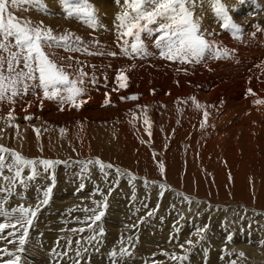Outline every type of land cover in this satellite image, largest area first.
Masks as SVG:
<instances>
[{
    "label": "rangeland",
    "instance_id": "1",
    "mask_svg": "<svg viewBox=\"0 0 264 264\" xmlns=\"http://www.w3.org/2000/svg\"><path fill=\"white\" fill-rule=\"evenodd\" d=\"M232 1L222 3L234 22L244 21L240 14L248 20L239 23L243 28L238 33L223 28L210 5L192 6L201 33L213 47L222 44L215 39L227 36L236 44L231 54L211 48L199 62L162 57L155 43L160 35L156 25L141 34L143 54L125 55L115 19L122 8L115 0H91L101 25L95 29L65 18L59 0H44L47 12L30 4L10 9L21 20L43 21L56 33L82 37L80 51H52L72 58L65 61L73 65L69 71L82 68L88 74L86 95L105 103L108 95L120 91L127 110L110 103L104 108L86 104L84 125L75 109L64 115L68 120L50 110L52 117L43 118L27 110L53 104H47L35 81L11 103L7 98L0 101V145L29 159L60 162L47 173L38 166L41 176L26 189L17 184L8 197L7 210L20 204L34 208L55 177L50 202L34 218L23 252L17 251L20 232L9 236L13 230H5L0 264L13 258L7 252L19 255L20 264H264V103L256 102L264 100V0ZM132 96L138 98L127 99ZM58 104V110L67 105ZM8 105L17 107L11 112L14 119H9L10 110H3ZM144 110L159 117L162 135L157 139L152 121L149 126L144 117L146 127L137 122ZM130 118L143 131L138 129L134 142L125 136V120ZM80 138H86L87 146ZM97 158L113 165L104 170L106 176L94 164ZM4 175L12 174L5 170ZM4 183L0 180V186ZM4 195L0 193V199ZM105 197L104 217L89 228L93 213L85 209L95 208L93 201ZM81 228L85 231H73ZM172 254L187 259L177 262L170 259Z\"/></svg>",
    "mask_w": 264,
    "mask_h": 264
},
{
    "label": "snow or ice",
    "instance_id": "2",
    "mask_svg": "<svg viewBox=\"0 0 264 264\" xmlns=\"http://www.w3.org/2000/svg\"><path fill=\"white\" fill-rule=\"evenodd\" d=\"M239 2L242 4L244 0H239ZM59 3L65 18L77 19L93 29L101 26L99 13L91 0H59ZM115 3L122 8L115 19L118 21L117 28L120 39L125 46L123 49L125 55L144 53L141 34L152 32L154 30L150 27L152 25H156L155 31L160 33L155 40L156 47L161 49L160 54L166 59L199 62L205 53L213 47L212 42L201 33L200 20L195 17L192 10L195 0H191V4L190 0H123L122 4L121 0H115ZM209 3L214 14L222 20L223 28L231 29L234 33L241 30L242 26L234 22L229 15L228 7L222 3V0H209ZM25 4L33 5L38 10L47 12L44 0H0V101L7 98L11 103L13 98L20 95L22 91L28 90L29 81H35V86L43 90L45 98L59 99L61 103H71L73 107L79 108L80 104L76 101L84 93V77L88 74L82 68L69 71L73 65L65 61H70L72 58L59 57L52 50L59 48L67 51H80V46L83 44L82 37L71 32L56 33L50 26H45L43 21L34 24L30 20H21L10 10ZM109 54L115 55V53ZM225 54L227 53L225 52ZM117 79H121V76H118ZM123 86L122 84L121 87ZM137 98L132 96L127 99L135 100ZM256 102L264 103V100ZM80 103H84V101L81 100ZM108 103L109 100L106 99L105 104ZM9 119H14L11 112ZM25 119H32V117H25ZM5 154H8L10 159H6ZM58 163L60 162L48 159H29L13 149L0 145V180L5 182L0 186V193L5 194L4 198L0 199V217H4L6 221L0 222V239H5L3 234L6 229L13 230L8 232L9 236H13L19 231L18 243L20 247L17 249L18 252L24 251L29 228L41 206H46L50 202L55 177H52V186L43 190V198L38 197L39 202L34 208L20 204L7 210L5 205L8 202V197L14 194L17 184L26 189L28 182L35 181L41 176L38 166H42L43 172L47 173ZM88 163H93V161ZM94 164L99 166L105 176L107 173L104 170L113 167L112 164H105L98 158ZM160 167L163 171V165ZM25 169L28 170L26 177ZM5 170L12 175H4ZM84 170H87V166ZM83 187L84 185L81 184L80 189ZM163 187L164 185H161V188ZM23 198L21 197V199ZM93 203L96 205L95 208L85 209V211L93 213L88 218L91 221L88 224L89 228L101 221L108 207L107 197L103 201H93ZM151 214L149 213V215ZM73 231L83 232L85 229H74ZM103 233V228H99V235H103ZM91 239H95V237H91ZM8 243H16V241L9 240ZM185 243L193 245L192 240H187ZM179 247L184 250V244H180ZM0 251H6V249ZM121 253L127 254L124 249L121 250ZM7 255L13 258L4 261V264H20L21 257L19 255L12 252H7ZM111 255L115 258L117 253L113 252ZM240 255L242 256L243 253ZM170 259L181 262L187 259V255L172 254Z\"/></svg>",
    "mask_w": 264,
    "mask_h": 264
},
{
    "label": "bare ground",
    "instance_id": "3",
    "mask_svg": "<svg viewBox=\"0 0 264 264\" xmlns=\"http://www.w3.org/2000/svg\"><path fill=\"white\" fill-rule=\"evenodd\" d=\"M223 1V0H222ZM255 1V0H254ZM256 1H258V0H256ZM195 2H198V3H200V4H207V6H209L210 5V3H209V0H195ZM232 2H236V3H240L239 2V0H233ZM259 2V1H258ZM190 4H191V0H190ZM194 5H195V3H194ZM193 5V6H194ZM248 5H250V4H248ZM205 6V5H204ZM252 7H253V5H251ZM237 7V6H236ZM204 8V7H203ZM205 11V10H204ZM203 11V12H204ZM210 12V11H209ZM203 15V14H202ZM239 17H241L244 21H242V20H236L235 22L236 23H241V22H245V21H248L247 19H246V16H244V15H242V14H240V15H238ZM236 18V17H235ZM263 24V23H262ZM242 26V25H241ZM252 26H253V24L252 23H250L249 24V26H248V30H250V28H252ZM243 28V26L241 27V29ZM215 32H216V30H214ZM227 33V32H226ZM229 34V33H228ZM210 36H212L211 34H209ZM226 35V34H225ZM236 36H238V35H236ZM236 36H233V37H236ZM228 37L229 36H227V37H222L221 39L219 38V39H215V42H217V41H220L222 44L220 45V44H218V43H216V45H217V47H212L213 49V51H215V53H218V52H221V53H227V54H231L233 51H234V49H235V46H236V44H235V46L231 43V41H228ZM240 37V36H239ZM230 40V39H229ZM234 41V40H233ZM244 41V40H243ZM255 41V40H254ZM240 43V42H239ZM103 44V43H102ZM245 45V44H244ZM103 47V46H102ZM243 47V46H242ZM247 48V47H246ZM220 50V51H217V50ZM237 49V48H236ZM241 49V48H240ZM244 50V49H243ZM247 50H249V47H248V49ZM242 51V50H241ZM237 52H235V54H236ZM209 54H211L212 55V52L210 51L209 52ZM232 58H234V57H232ZM230 59V58H229ZM228 62H230V61H228ZM109 63V62H108ZM234 63V62H233ZM228 65V64H227ZM232 65V64H231ZM233 66H235V65H233ZM237 66V65H236ZM238 68V67H237ZM233 70H235V69H233ZM237 72V71H236ZM128 75V74H127ZM155 76V75H154ZM229 78V77H228ZM236 78V77H235ZM148 79V78H147ZM153 79V78H152ZM231 79V78H230ZM229 79V80H230ZM232 79H233V77H232ZM156 80V79H155ZM236 80V79H235ZM153 82V81H152ZM229 82V81H228ZM232 82V81H231ZM230 82V83H231ZM150 83H151V81H150ZM159 84H161V83H159ZM217 85V84H216ZM153 86V85H152ZM159 86V85H158ZM214 86V85H213ZM219 86V85H218ZM247 86V85H246ZM136 87V86H135ZM138 87V86H137ZM243 87V86H242ZM163 88V87H162ZM165 88V87H164ZM192 88V87H191ZM208 88V87H207ZM207 88H205V89H207ZM99 89V88H98ZM112 89V88H111ZM96 90V89H95ZM150 90V89H149ZM192 90V89H191ZM210 90V89H209ZM110 91V90H109ZM142 91V90H141ZM241 91V90H240ZM175 93V92H174ZM110 94V93H109ZM212 94V93H211ZM241 94V93H240ZM100 95V94H99ZM165 95V94H164ZM109 97H108V100H109V103L112 105V107H114V108H116L117 106H119V107H121V105H123L124 103V100L122 99L123 97H122V93L120 92V91H118V92H115V93H112V94H110V95H108ZM151 97H152V95H151ZM174 97V96H173ZM207 97V96H206ZM239 97V96H238ZM244 97V96H243ZM90 98H92V99H90ZM169 98H170V96H169ZM168 98V99H169ZM241 98V97H240ZM94 99H96V100H94ZM93 99V96L91 95V94H88V95H86V87L84 88V93H83V95L81 96V97H79V98H77V101H76V103H78V104H80V106H79V108H76V107H73V105L71 104V103H67V105H64V107H63V110H58L56 107H55V104H58V103H60L61 104V102H60V100L59 99H51V100H49V99H47L46 100V102H47V104L48 103H51L52 101H53V104H51L50 106H47V105H45V106H41V107H43L44 108V110H42L40 107H35V108H31V107H27V110L28 111H32L33 113L32 114H38L39 116H41L42 115V117L43 118H47L48 116H50V117H52V114L49 112V111H47V110H50V111H52L53 112V116H55V117H60V116H64V115H67V113H69V114H73V110L75 109L76 111H75V114H77V115H79L80 116V118H79V120H81V122H82V124L84 123V122H86V118H85V114H86V104L88 105V104H90V106H97V104H99V105H101L103 108L105 107V103L104 102H101V101H99L97 98H94ZM81 100H83L84 101V103H80V101ZM105 101V100H104ZM203 102H206V101H203ZM59 105V104H58ZM130 107H131V105H129ZM16 107V106H15ZM15 107L12 105V106H10V105H8V106H4L3 107V110L4 111H8V110H10V112H12V113H15ZM17 108V107H16ZM125 108V110H127V108L123 105V109ZM67 109H69V110H67ZM71 109H73V110H71ZM121 109V108H120ZM90 110H92L91 108H90ZM62 111H65V112H62ZM67 111V112H66ZM121 111V110H120ZM147 110H144V111H141V115L140 116H138L137 118V122H138V120L139 121H141L142 123H141V125L142 126H150L151 125V121H152V124H153V128H152V130H153V132H155V135H154V137L156 136V139H157V137L158 136H160V135H162L161 134V132H159V129H161V123L159 122V120H158V116H156V115H153V114H149V115H147L146 112ZM27 112V111H26ZM119 112V111H118ZM17 113H19L18 111H17ZM99 113H101V112H99ZM49 114H51V115H49ZM98 114V113H97ZM174 114H176V113H174ZM94 115V114H93ZM71 116V115H70ZM95 116V115H94ZM119 116V115H118ZM148 118L149 119V122H148V125H147V123H145V118ZM75 118V117H74ZM112 118V117H111ZM114 118V117H113ZM64 119H67L68 120V117L67 116H64ZM73 118H71L70 120H72ZM105 119H107V118H105ZM164 119V118H163ZM46 119H43V121H41V122H44ZM96 121H99V122H101L99 119H95ZM103 120V119H102ZM136 120V119H135ZM161 121V120H160ZM125 122H126V124H125V126H126V129H127V133L126 134H128V136L127 135H125L126 137H127V139H128V141L130 140L131 141V139H132V141H133V139L134 138H136V135H137V131H138V129L140 130V125H139V123L136 125V124H134V119L132 120L131 118H130V120H125ZM162 123H164V122H162ZM196 123V122H195ZM84 125V124H83ZM152 126V125H151ZM144 127V128H145ZM190 127V126H189ZM86 129V128H85ZM151 130V131H152ZM141 132H143L142 131V129L140 130ZM147 130H145L144 132H146ZM124 132V131H123ZM84 133V132H83ZM125 133V132H124ZM231 133V132H230ZM70 135V134H69ZM72 135V134H71ZM85 135H86V133H85ZM84 135V136H85ZM83 136V137H84ZM75 137V136H74ZM86 137V136H85ZM125 137V138H126ZM138 137V136H137ZM67 138V137H66ZM66 138H65V140H66ZM73 138V137H72ZM68 139V138H67ZM137 139V138H136ZM135 139V140H136ZM20 140V139H19ZM68 141V140H67ZM71 141V140H70ZM73 141V140H72ZM79 141V140H78ZM77 141V142H78ZM80 141H81V143L85 146L86 145V138H84V139H82V138H80ZM125 142V141H124ZM134 142V141H133ZM71 143V142H70ZM126 143L128 144L129 142H127V140H126ZM126 143H124L125 145H126ZM89 144V143H88ZM131 144V143H130ZM130 144H128V146L130 145ZM78 145H80L79 143H78ZM38 146V145H37ZM87 146V145H86ZM131 146L132 145H130V148H131ZM45 147V146H44ZM79 147V146H78ZM36 148V147H35ZM80 148H81V146H80ZM79 148V149H80ZM84 148V147H83ZM78 149V150H79ZM36 150H37V148H36ZM53 150V149H52ZM79 151H81V150H79ZM35 152V151H34ZM36 152H38V151H36ZM86 153V152H85ZM130 155V154H129ZM129 155H127V156H129ZM129 158H131V157H129ZM135 159V158H134ZM127 161H128V159H127ZM175 169V168H174ZM172 175H173V173H172ZM173 177V176H172ZM245 252V251H244ZM254 254V253H253Z\"/></svg>",
    "mask_w": 264,
    "mask_h": 264
}]
</instances>
